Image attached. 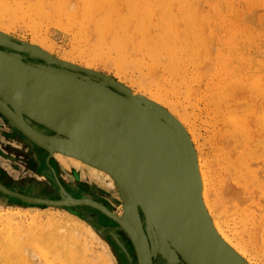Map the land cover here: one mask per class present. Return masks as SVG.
<instances>
[{"label":"bare ground","instance_id":"obj_1","mask_svg":"<svg viewBox=\"0 0 264 264\" xmlns=\"http://www.w3.org/2000/svg\"><path fill=\"white\" fill-rule=\"evenodd\" d=\"M194 1L196 0H165L163 9H160V11L158 12L157 7L153 2L151 3L148 0L143 1L145 7H142L141 5L143 4L141 0H138V6H141V8H144V10L141 11L142 9H137L134 12L135 15L133 16L132 21L135 20L133 22L135 25V30L134 33L132 30V32L130 31L131 34L129 33L130 35H132V41L125 44H118L119 47H117H126L130 48V51H133L134 55L132 53V55H129L130 52L127 54L126 52L128 51L124 53L125 56L126 54L132 57L134 56L133 58L130 57L131 61L130 59H128L129 62H131V65L135 61L137 63V65H135L134 63L135 66H132L131 68H134L133 70L136 69L135 71H137L140 76L137 75L136 79H134L135 77H133L132 79L139 82V84H141V87L147 86L148 84V87H150V89L146 90H149L150 94H144L146 90L144 91V93H140V91H136L122 81L119 82L123 87L119 89L128 91L138 99L147 101L150 104L158 106L166 111L173 118H175V120L185 129L192 144L193 142L197 143L194 149L196 151V167L199 172L201 186L199 194L200 201L194 202V204L190 207L192 218H194L197 225H199L203 229L205 245L213 251L214 255H218V253L220 252L214 249V239L206 230L205 225L212 233L214 238L218 242L223 244V246L226 248L227 251L225 253L229 256H226V258L228 259L227 264H238L237 262H239V264H253L250 258H248V252L250 250L249 247L252 246V244H255V239H253V241L251 240V236H254V234H252L254 232L253 228H255L256 230L263 229L264 231V88H262L260 84L264 81V76L260 75L262 73V69H257L255 70V72H253L251 70L252 67L249 68V66L247 65V59H240L238 63H236L234 60H228L226 64H222V72L220 73L219 77L220 82L217 84V86H215L213 83L216 92L214 93V97L212 98V100L214 101L212 104L215 107L217 115V117H214L220 119L222 123L220 124V128H218L220 136L219 133L216 134V136L218 135V137H220L219 139L221 143V151L218 153L219 155L217 154L216 156L219 157L218 159L220 160L221 164L224 165V173L225 171H227L224 175H226V177H228L229 179L228 180L224 175L220 174L226 178V181H224V183L226 184L223 186L227 187L229 183L232 182L231 186L229 185L227 189L225 188L228 194H226L225 191L223 192L225 194H223L221 191L220 195V190L218 191V188H216L215 186V179L211 170L212 167L210 166L208 159H206L205 154L198 144L199 136L197 135L198 129L197 125L195 124L196 122L194 123L191 120L192 118L190 119V117L185 113L182 114L181 117H177V115L175 114V111H177L176 104L175 102H173L172 98H169V96L167 95L171 91L173 95L181 94V90H183L181 89L182 86L183 88H185L183 90L185 93H191L192 96L194 95L192 94V92L194 93V91H192L190 88L191 83H194L198 76L194 72L196 71V69H199L200 66L204 65L203 62L206 61L203 56L204 54H206V52L207 54L210 53V51H208L211 50L209 45L214 42L212 41V39L215 38V30L213 32L212 30L214 28H210L213 34L211 31H206V20L205 25H203L204 20L201 21L199 19L200 14H197L199 12V9L197 10L196 8H192V5H190V3H194ZM10 5L11 4L8 2V0H0V51H2V53L5 55L4 56L0 52L2 54L0 55V65L2 67H5V69L8 68V61H13L11 63H14L18 67H20V65L17 64L18 56L13 55L15 54L14 52H16L15 48H20V44L2 35H10L8 30L5 29L9 27V25L11 26V24H8V15L17 16L23 12H25V14L27 12V10L22 9V7H15L13 9H10ZM41 12L42 16H49V13H47V11ZM106 22H110L109 19H107ZM153 22H156L155 27H157L158 29V31H155V34L153 32ZM103 25L101 30H99L100 32L102 31L100 35L102 37L104 32H106L104 34V37H106V34L110 30V28L108 27V23L104 22ZM124 30L126 31V28H123V31ZM37 34L38 32L36 33V35ZM125 35H127V33H125ZM128 37L130 39L131 36H127V38ZM119 42H121V40ZM207 43L208 45H206ZM112 44L113 43H111V45ZM30 45L34 46L33 48L36 52H39V48L49 55L52 54L48 50V48L42 44L30 43ZM206 46H209L210 49L207 48L206 50ZM1 47L7 50H2ZM113 47L114 45L112 46V48ZM122 52H124V50ZM10 53H12V55H10ZM121 55H123V53ZM125 56L121 57L124 58V61L127 60L125 59ZM199 57L201 61L198 60ZM213 57L214 56H212V58ZM117 58L120 57L117 56ZM62 61L70 63L65 59H62ZM120 61L122 62L123 60ZM25 63L27 62L25 61ZM259 63L260 65H264V62L259 61ZM44 64L50 66V64L52 63L45 62ZM190 64H193L191 66H194L195 69H192V73L188 75V66ZM120 67L122 69V65ZM128 67L129 66H127V69H125V66H123V69L129 71ZM232 67H234V69ZM53 68L58 70H66L60 67ZM85 69L92 70L89 67H85ZM132 69L130 70L131 72L133 71ZM93 71L98 72L96 70ZM216 71H218V69ZM80 73L87 75L84 72ZM200 76L201 75L199 73V79ZM202 81H200V83ZM197 84L198 83H196V85ZM199 86L197 85V87ZM209 86L210 85H207L206 89H208ZM173 87L174 89H172ZM178 87L181 90H179ZM110 88L112 89V91L114 90L115 92H117V94H122L120 91H116V89H114L113 87ZM145 88L146 87H144V89ZM0 90L8 93V87L6 86H1ZM190 90L192 92H190ZM105 94L108 95L110 93H104V95ZM111 100L116 101V99ZM75 104L78 106H82L81 104ZM168 104H171L170 107L168 106ZM0 109V115H2V117L6 120L7 125L9 123V126L16 133H18L21 138H24V141L31 144V146L33 147L32 156L34 157V159L38 161L39 164H41L42 161H45L46 165L50 168L51 176L49 177V179H51L52 182L54 181L53 183H56L57 185V192L59 194V197L57 199L62 198L65 201H58L59 203L51 204L59 205L60 207L65 208L67 213L70 211L69 215L62 214L59 211L46 212L49 219L48 225L50 224V227H53L50 231H44L42 229L41 219L42 212H44V210H42L41 212L40 208L38 207L31 208L32 206L29 205V214H26V212L24 214H21L23 210L16 209L15 212L14 210H12L11 213L8 212L7 215L0 216V264H29L31 257H29L30 254L26 248L28 242L32 246H36L35 250H38V252H40L41 255L46 259V264H77V260L79 258L76 257L77 255H75L76 253L73 246L75 242H79V240L76 238H78V236H81L83 233H89L94 239L98 240L94 235L90 224L83 221L81 218H78L79 216L76 214L81 213L78 212L77 209L86 208L84 206H92L90 208L94 207L93 209L98 211V213L100 214H107L109 210L102 209L103 205L100 204L101 202L99 203V201L94 199L93 197H77L75 195H72V191L61 184L62 180L59 178L56 169L51 164H49L50 155L51 158L56 157V159L60 163H62L69 169L90 165L92 168V172L95 175L100 176L104 174L110 180L111 186L119 191L120 199L125 204V212L123 216H115V219L120 218L122 229H124L125 232L129 235L132 243L131 248L138 258V264H150L148 260L149 255L151 257L152 264H158L157 259L155 258V254L159 252L161 257L163 258V264H189L180 254L172 241L164 234V232L156 224H154L147 215L143 213H141L143 232L148 243L145 242L142 235L137 233L131 210L125 203L126 199L123 196L120 186H118L116 178L110 172L84 161L77 155L74 156L53 149L54 145L50 144L52 142H44L45 145H41L39 143L41 141H39L36 137H33V135L28 133V131L24 130L20 126V124L12 118L8 111L3 109L2 106H0ZM172 109H174V111ZM13 113L18 119L24 120L26 123H28L31 129L36 133L45 137L55 136L54 132H52V135L46 134L43 130H47L48 128L27 119L23 115L22 110L15 109ZM220 120H218V122H220ZM32 123H35L36 126ZM185 123L188 126H185ZM37 126L39 128H37ZM115 131H117V129H115ZM214 164L213 166H215ZM181 167L184 166L182 165ZM221 167L223 168V166ZM219 171H216L215 169L216 174ZM214 176L215 178H219V173L218 176ZM222 176L220 179L221 181H223L222 179H225L222 178ZM227 181L230 182L227 183ZM0 189L6 190L3 191L6 194L10 195L8 197L9 199H13L16 202H21L22 204H29V202L36 201H41L40 204H42L43 201L47 200V198L44 197L32 196L11 190L4 186L2 184V181H0ZM224 195H228L229 197L231 196L230 198H232V201H234L233 199H235L238 203L246 205V209H249L248 207L255 205L254 208L257 207L258 211L260 209L263 214L261 220L259 221V216H257L254 211L250 213L251 210H249L248 213L245 212L247 211L246 209H244L245 211L242 215L246 216L247 219L245 217L241 218L244 222L247 221L245 223L239 222V219L238 221H234L233 219V222H231V219L233 217L230 219V221H228V219H224L225 216H223V211L220 209L219 201L221 200L219 197L222 198V201H226V199H223ZM228 196H225V198H227ZM78 198L85 200H80ZM228 202L230 203V201ZM222 205L221 208L227 210V205L226 207H222ZM231 206L234 205H230L228 208L233 209ZM242 212L243 210L239 213ZM94 214V216L97 215L96 213ZM226 214L228 215V213ZM22 215H24L25 217H28L29 215V218L31 219L29 224L27 222L23 223L15 221L16 217ZM87 216L82 217L87 221H91L92 226L97 224L94 221L90 220ZM99 218H101V216ZM249 220H251L253 224L257 222L255 224V227H253L252 229H250L249 226V228L246 227ZM189 222L191 223L190 218ZM230 222L232 224L234 223V225H232ZM238 223H242L244 225L239 226V228L237 227ZM186 225V229H188L189 232H184V234L186 236L185 239L188 242L190 255L193 261L196 264H218L217 262H215L214 257L213 261L207 256V253L205 252L202 244L197 238L194 227L189 224H183L184 227H186ZM128 229L130 232H128ZM245 231H248L247 233L249 234L250 239L245 238L248 235L247 234L245 236ZM24 236H26L27 239L24 238ZM145 243L147 244V247L145 246ZM258 253L259 252H257V254ZM231 257L233 258V260ZM234 258L237 260V262L234 261Z\"/></svg>","mask_w":264,"mask_h":264},{"label":"rangeland","instance_id":"obj_2","mask_svg":"<svg viewBox=\"0 0 264 264\" xmlns=\"http://www.w3.org/2000/svg\"><path fill=\"white\" fill-rule=\"evenodd\" d=\"M143 1L147 0H141L142 4L144 5ZM148 1L151 3L153 2L157 7V11L159 12L160 9H163L165 0ZM8 2L11 4L9 6L10 9L22 7V9L27 10L26 14L23 12L17 16L8 15V24H11V26L9 25V27L5 29L10 33V37L15 38L23 43L42 44L52 53L50 54L52 57L61 61L62 59L68 60L70 62L69 64L78 65L82 68L89 67L92 69V71L96 70L98 73L106 75L119 84V81H122L136 91H140V93H144L146 89H150L148 84L147 86H144L146 87L144 89V87L140 86L141 84H139V82L134 80L136 79L137 75H140L137 71H135L136 69L133 70L134 68H131L132 66L134 67L137 65L136 61L134 62L135 65L134 63L131 65V62L128 60L130 59L131 61V58L134 57L129 56L131 53L134 55L133 51H130V48L126 47L118 48V44H125L132 41V35H130V31L132 30L134 33L135 30V25L133 23L135 20L132 21V18L135 15L134 12L137 9H142L141 11H143L144 8H141V6L145 7V5L138 6V0H8ZM191 3L190 5H192V8H196L197 10L199 9L197 14H200L199 19L201 21L204 20L203 25H205L207 22L205 26L206 28L204 27L206 31H211V29L214 28L212 30L213 32L215 30V38H213L212 35V41L214 42L211 41L212 45H209L211 50L208 51H210V53L207 54L206 52V54L203 56L206 62H203L204 65L202 64L203 66H200V68L197 67L199 69H196L194 72L196 75H198L196 81L190 85V88L192 91H194V93L191 90L190 92H192L194 95L192 96L191 93H188L191 95L190 98V95L183 91L185 89L183 86L181 88L183 90L178 87L179 90H181V94L173 95L171 91L167 95L169 98H172L173 102L176 104V110L178 112L175 111V114L177 117H181L182 114L185 113L190 117V119L192 118L191 120L194 123L196 122L195 124L197 125L198 129L197 135L199 136L198 144L205 154L206 159H208L210 166L212 167L211 170L215 179V186L218 188V191L220 190V195L221 191L222 193L225 191V193L228 194L225 188L227 189L229 185L231 186L232 182L227 181V183L230 182L229 185H226L227 187L223 186L226 184L224 183L226 178L228 179V177L224 175L227 171L224 173V165L221 164L220 160L218 159L219 157L216 156L221 151L220 137H218V135L216 136V134L219 133L220 136L218 128H220V124L222 123L220 119L215 118L217 115L215 107L212 104L214 102L212 98L214 97L216 89L214 88L213 83L215 86H217V84L220 82L219 77L220 73L222 72V64H226L228 60H234L236 63H238L240 59H247L246 61H248L247 65L249 68L252 67L251 70L253 72H255L257 69H262V73L260 75L264 76V65H260L259 63V61L264 62V0H196L193 4ZM41 11H47L49 16H42ZM107 19H109L110 22H106ZM104 22L108 23L110 30H107L108 33L106 34L107 36L105 35L106 37H104L106 32H104L103 36L101 37L100 34L102 31L100 32L99 30H101ZM155 23L156 22H153L154 34L156 33L155 31H158L157 27H155ZM123 28H126V31H123ZM37 32L38 34L36 35ZM125 33H127V35H125ZM127 36H131L130 39L129 37L127 38ZM120 40L121 42H119ZM111 43L113 44L111 45ZM113 45L114 47L112 48ZM206 45H208V43ZM209 46H206L205 49L207 50ZM123 50L124 52H122ZM125 52L127 54L129 52L130 53L129 55L126 54L125 56ZM122 53L127 60L124 61V58H121L124 57L121 55ZM23 54L31 62L36 64L45 63V60L37 56H32L30 53ZM117 56L120 58H117ZM212 56L214 57L212 58ZM120 60H123L122 62L125 64ZM198 60L201 61L200 57ZM51 63L52 64H50V66L69 70V68L61 64H56L55 62ZM120 64L122 65V69ZM191 65L193 64L188 66V75L192 73V69H195L194 66ZM123 66H125V69H127V66H129V71L124 70ZM232 68L234 69V67ZM131 69L133 70L132 72L135 73H132L130 71ZM217 69L218 71H216ZM199 73L201 75L200 79ZM133 77L135 78L132 79ZM199 80L202 82L200 83ZM196 83H198V86L200 84L201 87H197ZM260 84L261 87L264 88V81ZM207 85H210L208 89H206ZM172 89H174V87ZM148 92L149 90H146L144 94L149 95L150 92ZM170 105L171 104H168L169 107ZM172 110L174 111V109ZM218 120H220V122H218ZM6 125V120L2 117V115H0V127L7 129ZM185 126L188 125L185 123ZM10 130L15 133V136L8 135L9 138L12 140L18 139L21 143L25 142L29 146L30 150H28L27 153L22 152L20 151V146L22 147L23 144L13 143L9 140V138L4 139L0 136V178L8 180V177H10L11 181L16 180L19 182L17 186L31 187L30 189L38 191V193H41V196L47 198V200L43 201L42 204H40L41 201L22 204L21 202H16L13 199H9L8 197L10 195L6 194L0 189V216H5L8 214V212L11 213L12 210L15 212L16 209L23 210L21 214H24L25 212L26 214H29V205L32 206L31 208L38 207L40 208L41 212L42 210L45 212H42L41 227L44 231H50L53 227H50V224L48 225L49 219L46 212L59 211L62 214L69 215L70 211L67 213L65 208H62L59 205L51 204L59 203L58 201H65L62 198L57 199L59 197L56 187L57 185L56 183H53L54 181L52 182V180L49 179V175H51L50 168L43 161L39 165L31 164L33 162H30V155H32L33 147L30 143L24 141V138L17 136V133L12 128H10ZM196 145L197 143L193 142L194 148ZM212 163H215V166H213ZM49 164H51L56 169L59 178L62 180H60L62 182L61 184L67 189H70L73 193L72 195L77 197H93L94 199L98 200L99 203L101 202L100 204L103 205L102 209L109 210L107 214H100L98 211L93 209L94 207L90 208L92 207L90 205H88L90 207L84 206L86 208L77 209V211L81 213L76 214L79 216L78 218H81L83 221L90 224L94 235L98 239H94L89 233H83L81 236L76 238L79 240V242H75L73 246L76 253L75 255H77L76 257L79 258V261L77 260V264H132V262H134V264H138V258L131 248L132 243L129 235L124 229H122L121 224L117 222L115 218L109 215L112 214L114 216H123L125 212V204L120 199L119 191L111 186L110 180L104 174L100 176L95 175L92 172L90 165L69 169L60 163L56 157L51 158V155L49 157ZM221 166H223V168ZM215 169L216 171H220L216 174ZM220 174L224 175L226 178ZM214 175H217L219 178L216 177V179ZM221 176L222 178H225L222 179L223 181L220 180ZM99 190H103L105 195H103L102 192H99ZM95 195L99 198L103 197L107 201H102ZM225 196L228 195H224V197L222 196L223 199H226V201H222V198L219 197L221 199L219 200L220 209L223 211V216H225L224 219H228V221H230V219L233 217L231 222H233V219L234 221H238L239 219V222H244L241 218H246V216H243L242 214L244 213V209H246L247 206L238 203L235 199L232 201V198H230L231 196H228L227 198H225ZM37 197L40 196L38 195ZM78 199L85 200L81 198ZM228 201H230V203ZM231 202L234 203L232 204ZM221 205L222 207H226L227 205L226 208L228 211L224 208H221ZM230 205H234L231 206L233 209L228 208ZM254 206L255 205L251 206L252 208L248 207L249 209H246L247 211L245 212L251 210L250 213H252L254 211L255 214L259 216L258 219L260 221L264 213L262 214L260 209L258 211V208L256 207V209ZM242 210L243 212L239 213ZM94 213L97 215L94 216ZM226 213H228V215ZM82 216H87L90 220L97 224L92 226L91 221L85 220ZM100 216L101 218H99ZM15 221L23 223L27 222L29 224L31 219L29 218V215L28 217L22 215L16 217ZM241 224L242 223H238L237 227L244 225ZM255 224L249 220L246 227H250V229H252L255 227ZM232 225H234V223ZM253 229L254 232L252 234H254V236H251V240L253 241V239H255V244H252V246L249 247L250 250L249 252L247 251L249 253L248 258H250L253 264H264V231L263 229ZM247 232L248 231H245V236L248 234ZM247 236L245 238L250 239L249 234ZM24 238L27 239L26 236H24ZM117 240L120 242L122 241L128 247V250L124 247L122 242L121 244L123 247L120 246L118 242L116 243ZM26 248L29 251V257H31L29 264H46V259L41 255L40 252H38V250H35L36 246H32L28 242ZM257 252L259 253L257 254ZM155 258L157 259L158 264H163V258L161 257L160 252L155 254Z\"/></svg>","mask_w":264,"mask_h":264},{"label":"water","instance_id":"obj_3","mask_svg":"<svg viewBox=\"0 0 264 264\" xmlns=\"http://www.w3.org/2000/svg\"><path fill=\"white\" fill-rule=\"evenodd\" d=\"M2 35L20 44L13 54L18 56L20 67L11 63L13 61H8L6 69L0 65V87H8V93L0 90L3 98H0V106L41 141V145L52 142L53 149L77 155L110 172L131 210L137 233L146 243L141 213L164 232L189 264L196 263L185 239L184 232L189 230L183 224L194 227L210 259L214 257L218 264H227L223 244L205 225L214 239V249L220 252L214 255L205 245L203 229L192 218L190 207L200 201L201 186L196 151L175 118L160 107L120 90L123 86L104 74L66 63L39 48L36 52L34 46ZM23 53L37 56L46 63L61 64L72 71L25 63ZM15 109L22 110L27 119L48 128L55 136L45 137L33 131L28 123L15 116ZM116 220L121 224L120 218ZM148 260L152 264L150 255ZM234 261L237 262L235 258Z\"/></svg>","mask_w":264,"mask_h":264},{"label":"flooded vegetation","instance_id":"obj_4","mask_svg":"<svg viewBox=\"0 0 264 264\" xmlns=\"http://www.w3.org/2000/svg\"><path fill=\"white\" fill-rule=\"evenodd\" d=\"M1 49L2 50H7V49H5V48H3V47H1ZM27 63H30V64H33L34 62H31L28 58H25L24 59ZM34 64H36V63H34ZM40 64H44V63H40ZM32 124H34L35 126H36V124L35 123H32ZM6 128L7 129H5V128H1L0 127V136L2 137V138H9V136L8 135H12V136H15V133L14 132H12L11 130H10V126H9V123H8V125H6ZM37 128H39L38 126H37ZM42 130V129H41ZM46 134H48V135H52V132L51 131H49V130H43ZM47 131V132H46ZM51 132V133H50ZM17 136H19L18 135V133H17ZM9 140L11 141V142H13V143H21L18 139H16V140H12L11 138H9ZM21 144H23L22 145V147L20 146V151H22V152H25V153H27L28 152V150H30L29 149V146L25 143V142H23V143H21ZM25 146V147H24ZM30 162H33V163H31V164H38L39 165V163H38V161H36L35 159H34V157L32 156V155H30ZM43 162H45V161H43ZM50 174V173H49ZM51 175H49V177H50ZM0 181H2V184L4 185V186H6L7 188H9V189H11V190H14V191H17V192H20V193H25V194H28V195H32V196H40V197H43V196H41L42 194L41 193H38V191H34V190H32V189H30L31 187H24V186H22V187H19V186H17L18 184H19V182L18 181H16V180H12L11 181V179H10V177H8V180L7 179H1L0 178ZM9 185V186H8ZM44 188V187H43ZM99 192H102V194L103 195H105L104 193H103V190H99ZM96 196V195H95ZM97 197V196H96ZM98 199H100V200H102V201H104V200H106V199H104L103 197H101V198H99V197H97ZM107 201V200H106ZM118 242V244L120 245V246H122V244H121V242L119 241V240H117L116 241V243ZM123 243V242H122ZM124 244V243H123ZM123 247V246H122ZM124 247L125 248H127V250H128V247L124 244ZM130 257V256H129ZM155 261V260H154ZM132 264H134V262H132Z\"/></svg>","mask_w":264,"mask_h":264}]
</instances>
